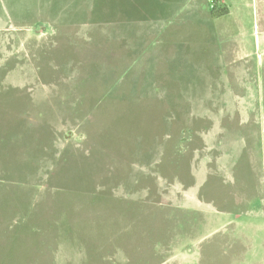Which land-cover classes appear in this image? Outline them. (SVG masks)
I'll use <instances>...</instances> for the list:
<instances>
[{
  "label": "rangeland",
  "instance_id": "1",
  "mask_svg": "<svg viewBox=\"0 0 264 264\" xmlns=\"http://www.w3.org/2000/svg\"><path fill=\"white\" fill-rule=\"evenodd\" d=\"M228 1L0 0V264H264V0Z\"/></svg>",
  "mask_w": 264,
  "mask_h": 264
},
{
  "label": "crops",
  "instance_id": "2",
  "mask_svg": "<svg viewBox=\"0 0 264 264\" xmlns=\"http://www.w3.org/2000/svg\"><path fill=\"white\" fill-rule=\"evenodd\" d=\"M223 8L225 9V13L223 15H216L214 13H210V14H206V13H201L202 17L204 20L208 21V23H215L217 21H221L223 20L226 16H229L231 13V7H230V3L228 0H223ZM242 46L239 45L238 48L236 49H240Z\"/></svg>",
  "mask_w": 264,
  "mask_h": 264
},
{
  "label": "built area",
  "instance_id": "3",
  "mask_svg": "<svg viewBox=\"0 0 264 264\" xmlns=\"http://www.w3.org/2000/svg\"><path fill=\"white\" fill-rule=\"evenodd\" d=\"M222 2H223L222 0H208L209 9H212V10L215 9Z\"/></svg>",
  "mask_w": 264,
  "mask_h": 264
},
{
  "label": "trees",
  "instance_id": "4",
  "mask_svg": "<svg viewBox=\"0 0 264 264\" xmlns=\"http://www.w3.org/2000/svg\"><path fill=\"white\" fill-rule=\"evenodd\" d=\"M212 13L216 14V15H223L225 13V9L223 8V6H219L216 9H214V11H212Z\"/></svg>",
  "mask_w": 264,
  "mask_h": 264
}]
</instances>
